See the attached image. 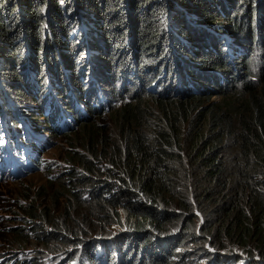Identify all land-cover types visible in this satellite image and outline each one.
<instances>
[{
    "label": "trees",
    "instance_id": "16d2710c",
    "mask_svg": "<svg viewBox=\"0 0 264 264\" xmlns=\"http://www.w3.org/2000/svg\"><path fill=\"white\" fill-rule=\"evenodd\" d=\"M162 1L165 0H125L124 3L117 0H81L82 9L101 18L92 23L91 31L96 35L94 39L97 40L100 29H103L101 24L106 26V35L101 32L106 44L105 52L101 54L104 48H97L99 55L105 57L107 53L105 63L101 58L90 57L91 52L83 57L76 54L81 45L72 40V34L79 30L77 28L81 20L77 21L74 14L70 15L59 3L53 0H18L19 5L16 8L15 0H0V67L3 65L0 75L4 80V83H0L2 88L11 91L13 88L7 86L6 81H17L16 86L24 90L25 79L35 80L34 72L40 84L44 78L57 80L56 69L60 61L74 65L75 69L71 72L74 78L80 66L83 70H91L98 84H107L101 75L103 71L113 77L111 67L116 73L127 69V85L134 86L136 92L148 89L155 82L160 84L152 88L160 93L147 94L145 103L135 97L121 101L114 111L113 119L119 134L116 142L106 140L103 135H99L97 125L86 122L81 131L86 134L88 147L93 142L92 135L102 138L90 153L92 159L74 153L77 155L76 161L84 169L91 172L95 168L94 164L104 163L102 167L107 168V173L117 177L119 183L114 186L116 185L119 193H112L110 198L101 199L116 213L121 209L128 217L127 233L130 236L129 241L135 245L132 251L137 252L138 248L143 251V245L148 246L150 260L156 261V264H162L156 253L157 249L168 256L187 239L184 237L179 240V237L172 235L159 242L156 240L160 239L157 237L160 232L165 233L163 226L172 217L185 220L184 227L188 229L186 233L193 235L194 217L190 215L192 206L187 198L199 199V207L204 203L203 198L206 199L205 202L212 200L201 207L205 219L204 231H209L211 236L219 233V228L232 235L234 229L229 228V223L233 215L245 217V212H239L240 200L232 198H264V179H258L264 175V58L257 68L256 84L253 85L248 80L251 77L249 58L253 54V44L261 46L264 52V0H171L167 5L168 14L165 15L160 9H164ZM152 4L154 7L150 6ZM45 7L48 8L46 19L51 22L50 35L55 37L57 43L51 53L57 54L58 48H61L60 43L67 42L61 48L65 50L62 52V60L57 61L54 54L50 56L54 66L49 65V60L45 59V52L50 51L48 45V49L45 48V42L50 35L44 33L43 39L40 37L45 21L40 11ZM19 9L21 14L25 13V17L21 15L22 20H18L23 31L13 26V19ZM184 12L189 15L187 18ZM129 16H134V19L131 18L134 30L130 34L135 40L133 51L136 54H131L135 56L129 59L127 53L130 50H125L123 58L120 59L116 49L119 51L122 46L123 37L127 34L124 30L130 32L127 28ZM219 21L226 24L219 29V33L226 35L229 47L207 25V22L213 24ZM171 31H175L186 43H183L185 47L177 48L180 54L173 58L171 68L168 69L167 63L162 65L167 61L155 58L154 54L156 50L159 51L156 42L166 46L163 41L168 36L176 37ZM113 33L115 36H112ZM220 39L224 46L218 41ZM30 42H33V51L29 50ZM180 44L182 45L181 42ZM69 49H72V53ZM162 50L165 49L162 47ZM238 52L240 56L235 70L228 65L226 59ZM138 54L143 56V61L139 60ZM27 58L29 65L23 67ZM195 59L200 66L197 72L177 71L176 68H181L189 60ZM107 63L110 64L108 70ZM43 66L47 69L43 70ZM131 70L135 71L132 74L135 80L129 82L132 77ZM242 70L245 74L241 73ZM206 72L210 75H222V84L218 85L215 81L212 94L200 92L210 84L204 75ZM67 78L72 77L69 74ZM177 80L181 83L179 89H172L169 93L164 92V86L160 89L167 83L168 86L177 85ZM189 82L192 86L187 85ZM116 90L114 88L108 94L118 93L120 96L124 93V88L120 92ZM193 91L199 92L193 95ZM58 92L59 96H64L63 91ZM88 92H92L91 85ZM213 96H218L219 101L208 104ZM2 101L4 106H8L7 97ZM204 104L209 106L202 108ZM148 105L155 107L156 115L150 114L146 108ZM21 112L29 115L27 111ZM32 120L35 121V118ZM69 134L71 133H67ZM73 134L74 137L77 135ZM21 143L26 146V142L21 140ZM183 154L186 155L189 165L185 164ZM80 174L76 179L91 185L93 180L83 173ZM133 187L138 190H133ZM92 190L94 195L99 194L98 187ZM22 197L30 198V193H24ZM120 198L124 200L121 201ZM166 198L178 202L181 211L177 215L164 214L168 208ZM96 203L99 204V201ZM17 205V208H23L19 202ZM27 211L32 214L30 209ZM187 212L189 214H185ZM241 221L244 227H241V235L245 238L248 229L245 228L244 220ZM52 224L58 227L56 221ZM261 231L262 228H257L254 237L258 242L264 243L261 241ZM50 234L59 238L65 237L57 230ZM109 251L112 253L111 248ZM258 254L264 264V252L259 250Z\"/></svg>",
    "mask_w": 264,
    "mask_h": 264
},
{
    "label": "rangeland",
    "instance_id": "374dc122",
    "mask_svg": "<svg viewBox=\"0 0 264 264\" xmlns=\"http://www.w3.org/2000/svg\"><path fill=\"white\" fill-rule=\"evenodd\" d=\"M53 1L59 3L60 6L69 11L70 15L74 14V18H76L77 21L81 20L77 28L79 30L72 34V40H76V44L81 45L79 52L76 54L83 57L88 52H91L92 55L90 57L93 59L101 58L106 63L107 53L105 54V57L101 56L106 49V44L101 36V32L106 35V26L101 24V28L103 26V29H100L97 40L94 39V36L96 35L91 31L93 21L101 20L99 15L82 9L81 0ZM117 1L121 3L125 2V0ZM162 2L163 3L161 4L164 7V9L160 7L162 14H168L167 5L171 3V0H165ZM18 5V0H15L14 6L17 8ZM150 6L154 7L153 4ZM20 7L22 6H19V8ZM47 9L45 7L40 11L45 19V21H43V33L40 35L41 39H43L42 36L44 33L49 35L51 33L49 30L51 22L46 19ZM17 13L18 14H15L16 16L13 19V26H15L16 29L23 31V27L20 23H18V20H22L21 15L25 17V13L23 12L21 14L20 9ZM184 13L186 14V12ZM185 16L187 18L189 15L186 14ZM133 17L129 16L127 20V28L130 29V32L126 29L124 30L127 34L123 37V43H121L122 46L119 51L116 49V52H118V58L120 59L123 58L122 54L125 50H130V52L127 53L129 59H132L135 56H132L131 54H136L133 51L135 40L130 34L133 33L134 30V25L131 21V18L134 19ZM207 25H210L212 33L214 32V34L224 39L225 46L229 47L228 42H226L227 39H225L226 35L219 33V29L224 27L226 24L223 21H219V23L213 24L207 22ZM19 30L18 32H20ZM108 31H110V29ZM171 32L175 34L176 37L173 35L168 36L165 41H163L166 46H162L160 45V42H156V45L159 48V51H156L159 53L158 55L157 52L154 54L155 58L167 61L162 63V65L167 63L168 69L171 68L173 58H176V55L180 54L178 53L177 48L185 47L183 43H186V40L177 35L175 31ZM112 36H115V34L113 33ZM218 41L221 45H223L221 39ZM32 43L30 42V51H33L34 45ZM66 43H60L61 48L65 46L64 44ZM213 43L217 44L216 42ZM45 44V48L48 49V46L50 48L48 53L45 52V59L49 60V65L52 64L54 66V62L50 61V59H52L50 56L54 54L56 60L60 61L62 60V52L65 50L58 48L57 54L51 53L55 44H57L55 37L51 35ZM162 47L165 50H162ZM97 48H104V51L102 49V52L99 55L98 53L100 52ZM252 49H254L253 54L249 58V74H251V77H249L248 80L255 85L258 72L257 68L261 63V60L264 58V52L261 46L258 47L254 44ZM186 50L189 52L193 51L192 49ZM24 51L25 50H23V52ZM69 51L72 53V49H69ZM138 56L140 55L138 54ZM239 56L240 54L238 52L235 56H229L226 59L228 61V65L233 67L235 70H237ZM139 60L143 61V56H140ZM78 64L80 63L78 62ZM27 65H29L28 58L23 67ZM106 65L108 70L110 68V64L107 63ZM1 67L3 70V65ZM181 68L178 67L176 69L178 72L188 70V72L193 73V71L197 72L200 69V66L195 59L189 60V62L181 66ZM42 69L46 70L47 67L43 66ZM74 69V65H71L68 62L60 61L56 69L57 77L60 79L55 82H60L61 84L68 83L70 88L74 87L76 89L81 82L77 81V72L76 80L73 81L74 76H72L71 72L74 71ZM162 70L163 68L160 71ZM79 71L83 74L87 72L92 73L90 70L84 71L82 67L79 68ZM121 71L122 70H120V73H116L114 68L111 67L110 72L113 75L112 78L108 73H106L107 71H103L101 75L107 82V84L104 85V89L110 92L115 88L117 89L116 91L120 92V89L124 88V93L120 95L123 97H120L118 93H111L110 96H106L101 93V99L103 98L109 100V104L102 106L100 109H94V104H85L83 101L86 100H82V104L86 108L89 115L88 120L72 126L71 130L65 129L61 132L60 130L56 131L53 129L51 122L46 118V113L40 109L39 105L43 102L46 96L39 97L38 93L33 92L37 95L36 97L29 90V86L36 82V72H34L35 80L25 79L24 90H22L19 86H16L17 81H6L7 86L10 85L13 88L11 91L2 88L0 84V115L9 119L12 130L16 132V130L20 128L22 129V124L18 121V119H15V115L10 111V107L14 110L16 109L15 112H20V110L23 112L27 111L29 116L35 118V121L39 123V133L37 134V139L35 141H25L27 138L23 135H19L17 137V142H19L18 144H21L20 141L22 140L26 142L27 147H29L28 151H33L38 154L36 168L30 173L12 177L9 175L8 168L10 165L8 163L2 165L3 173L6 174L3 176L0 175V264H94V262L95 264H156V261L153 262L150 260V251L148 246L143 245V251L142 248H138L137 252L132 251L135 245L132 241H129L130 236L127 233L128 217L121 209H118L116 213L103 199H101L110 198L112 193L114 195L119 193L118 188L116 187L119 183L117 177H112L107 173V168L102 167L105 165L104 163L99 165L94 164L95 168L91 172L84 169L83 165L76 161L75 158L77 155L74 154L78 153L88 159H92L90 153L93 149H95V145L100 143V138H102V136L95 138V134L92 135L91 139L93 142L90 145L91 147H88L89 145L87 144L86 134H83V131H81V127L84 123L91 122L92 124L97 125L99 127V135H103L106 140L116 142L119 139V134L114 126L113 119L115 117L114 111L119 107L121 101L129 100L130 98L135 97L136 100L142 99L141 101L145 103V96L147 94L151 93V95H157L160 93L159 91L152 89L153 86L160 85L157 82L153 83V85L148 87L146 90L142 89L136 92L134 86H130L129 84L127 85L128 78L125 75V73L127 74V69H124L122 72ZM134 72V70H131L132 77H130L131 80L129 82L135 80V76L132 75ZM178 72L175 71L176 74H178ZM184 73H186V71H184ZM241 73L245 74V71L242 70ZM42 74L43 73H41V75ZM69 74L72 79L68 80L67 76ZM204 75L210 84L205 86V89L200 92L212 94L214 93L212 88L215 85V81L219 83L218 85L222 84V75H210V73L207 72ZM88 79H90V76H88ZM2 80L3 79L0 75V83H4V80ZM176 82L177 85L174 86H168L167 83L159 87L162 89L164 86V92L169 93L172 89H176L181 86V83H178V80ZM187 85L192 86L190 82L187 83ZM195 85L200 87L197 83H195ZM195 85L193 86L195 87ZM57 86L58 85H56V87ZM58 87L60 88V86ZM181 88L183 89L184 86ZM198 92L199 91H193L192 94L196 95ZM54 93L56 102L59 103V101L63 100L62 98L64 96H59V92H57V90ZM4 97H7L9 100L8 107L4 106L2 101ZM99 101V99H93V102ZM218 101L219 97L213 96L208 104ZM208 104H204L202 108L209 106ZM63 106H67V100ZM146 108L149 109L151 115H156V110L153 105H148ZM66 109L70 110L67 111ZM61 110L62 113L58 117L59 119H61L63 114L72 112L71 107H62ZM41 116H43L42 119L40 118ZM67 133L71 134L67 135ZM73 133H77V135L74 137ZM41 139L45 142H41ZM8 145H10V143H8ZM42 145H44V148H42ZM183 155L184 156L182 157L185 164L189 165L190 163L186 155ZM72 158L75 160H72ZM224 160L226 159L224 158ZM95 161L96 160L93 162L95 163ZM80 173L87 175L93 180L91 185L90 183L85 184V181L76 179L78 178V175H81ZM73 174H76V176ZM258 179L263 180L264 175L259 176ZM114 184L116 185L114 186ZM108 185L109 187H107ZM125 185V187L128 186L126 183ZM94 187L99 188V194L95 193L94 195L92 192V188ZM132 189L135 191L138 190L134 187ZM109 190L111 191L108 193ZM24 193H30L31 199H24L22 197ZM232 199L240 200L239 212H245V217L243 218L241 216L233 215V219L231 223H229V228L234 229L232 235L226 233V230L219 228V233L211 236L209 231H204L203 225L205 223V219L203 217L204 213L201 211V207L205 206L212 200L205 202L206 199L203 198L202 201L204 203H202L199 207V203L197 202L199 199L187 198L188 202L192 206L190 215L194 217L195 226L193 235L189 236L186 233L188 229H185L184 227L185 220L180 219V217L177 219L172 217L170 221L163 226L165 233L162 234V232H160V236H157L160 239L156 238V240L159 242V240H164L168 236L171 237L172 235L177 238L179 237V240L184 237L187 239L181 243V246L178 249L174 250V252L168 256H165L163 251L159 252L157 249L156 253L159 256V260H161L160 263L262 264V257L259 256L258 253L259 250L264 252V243L258 242L257 238L254 237V234L257 228H262L261 241H264V198ZM120 200L122 201L124 199L120 198ZM96 201H99V204H97ZM166 201L168 208L167 212L164 214L167 215L175 213V215H177L181 211L177 201H174L171 198H166ZM17 202L23 205L22 209L17 208ZM162 205L163 209L164 203H162ZM28 209L31 210L32 214L27 211ZM185 214L189 213L187 212ZM242 219L245 222V228L248 229L245 238L241 235V223L243 224V221H241ZM54 221L57 222L58 227H55L52 224ZM183 229H185V231ZM53 230H57V232L59 231L61 234L65 235V237L59 238L51 235L50 233ZM109 248L112 249V253H110Z\"/></svg>",
    "mask_w": 264,
    "mask_h": 264
},
{
    "label": "bare ground",
    "instance_id": "6f19581e",
    "mask_svg": "<svg viewBox=\"0 0 264 264\" xmlns=\"http://www.w3.org/2000/svg\"><path fill=\"white\" fill-rule=\"evenodd\" d=\"M78 74H80V76L77 78V81H80L81 83L79 84V86L76 87V89L74 87L70 88L68 83L65 84H61L60 82L56 83L55 81H59V79L49 80L46 78L42 79L41 84L36 79V82L33 85L29 86V90L36 97L37 95L33 92L38 93L39 97L46 96L43 102L40 103L39 106L40 109L46 113V118L48 119V121H50L51 117L53 116L55 117L60 116L57 113H62L61 110L62 107L75 108L77 104L82 103V100H86L83 101L85 104L87 103H90L92 105L97 104V107L102 108L100 102H93V99L96 98V100H98L99 97L102 96L101 93L106 96L111 95L108 94V91L104 89V85L98 84L95 74L93 72L92 73L87 72L83 74L80 73L79 71ZM88 76H90V79H88ZM75 80L76 78L73 79V81ZM56 85L60 86V88L58 86L56 87ZM90 85L92 88V92H88ZM56 90L57 92L58 91L64 92V97L62 98L63 100L59 101V103L56 102L55 100L54 92ZM66 100H67V106H63ZM15 110L12 107H10V111L14 113L15 119H18V121L22 124V129L20 128L16 130V132L12 130L11 123H9V119L0 115V151L3 153H6L9 149L11 150L12 153L21 150L19 144L16 143L17 137L19 135L26 136L31 139L30 142H33L37 139V134L39 133V129H38L39 123L33 121L29 115H25L21 111L15 112ZM8 143H10V145H8ZM4 174L6 173H2L1 175L3 176Z\"/></svg>",
    "mask_w": 264,
    "mask_h": 264
},
{
    "label": "clouds",
    "instance_id": "9594fccd",
    "mask_svg": "<svg viewBox=\"0 0 264 264\" xmlns=\"http://www.w3.org/2000/svg\"><path fill=\"white\" fill-rule=\"evenodd\" d=\"M94 108V107H93ZM86 109V108H85ZM94 109H96V108H94ZM99 109V108H98ZM86 112H87V110H86ZM89 118V115H88V112H87V117L84 119V120H87ZM84 120H81V121H78L75 125H77V124H79L80 122H82V121H84ZM50 122H51V124L53 125V129L54 130H56V131H58V129H56L57 127L53 124V118L51 117V120H50ZM69 130H71V129H69ZM62 131V130H61ZM60 131V132H61Z\"/></svg>",
    "mask_w": 264,
    "mask_h": 264
}]
</instances>
